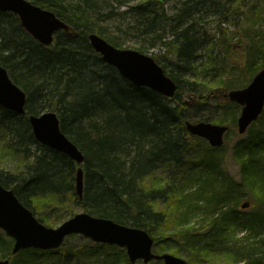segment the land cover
Masks as SVG:
<instances>
[{"label":"trees","instance_id":"obj_1","mask_svg":"<svg viewBox=\"0 0 264 264\" xmlns=\"http://www.w3.org/2000/svg\"><path fill=\"white\" fill-rule=\"evenodd\" d=\"M28 1L53 12L72 32H58L53 45L43 47L16 16L0 12V64L27 95L24 115L0 108V135L11 137L3 150L18 160L20 171L16 176L0 172V184L43 223L63 221L78 208L148 232L156 254L178 255L183 247L189 264H264V111L251 126L256 130L231 147L237 178L217 153L225 143L212 148L184 127L190 120L235 130L239 106L212 91L244 87L264 69V50L256 65L255 45L244 42L242 30L223 24L241 13L264 19V5L249 0ZM212 17L219 21L210 33L205 25ZM91 33L117 49L144 54L163 45L167 53L154 59L159 64L166 58L162 68L177 86L175 96L164 98L120 77L89 45ZM46 111L57 114L62 133L84 156L82 199L75 194L79 166L33 138L28 116ZM31 145L40 152L33 154ZM242 201H253L247 214L238 209ZM240 227L259 244L230 249ZM11 246L0 231V255L11 264H65L68 254L63 246L12 256ZM100 249L106 253L103 264H130L122 249L119 257H111L113 246L82 250L95 255Z\"/></svg>","mask_w":264,"mask_h":264},{"label":"water","instance_id":"obj_2","mask_svg":"<svg viewBox=\"0 0 264 264\" xmlns=\"http://www.w3.org/2000/svg\"><path fill=\"white\" fill-rule=\"evenodd\" d=\"M0 12H10L18 16L21 26L40 44L49 46L54 33L68 27L55 15L42 10L26 0H0ZM92 49L100 55L102 61L117 70L119 75L136 87L147 88L164 97H173L177 86L165 75L155 60L136 50H119L111 46L96 34L88 35ZM219 97L241 107L237 119V133L243 135L259 118L264 110V70L258 72L250 84L243 89L218 90ZM26 96L9 79L7 72L0 66V106L17 114L24 113ZM34 138L51 150L64 154L76 164L84 162L79 149L61 132L59 120L54 113H45L39 117H29ZM186 131L192 136L206 140L211 147L223 145L227 126L206 122H185ZM75 191L79 199L83 195V172L78 168L75 178ZM250 203L240 204L242 210ZM0 230L13 240L12 254L35 249L41 251L57 250L71 235H80L94 243L116 246L123 249L131 264L161 261L162 264H188L185 260L171 254L157 255L153 252V239L142 229L118 224L110 219L79 213L62 222L56 228L41 224L14 195L0 185ZM0 264H9L8 260Z\"/></svg>","mask_w":264,"mask_h":264},{"label":"rangeland","instance_id":"obj_3","mask_svg":"<svg viewBox=\"0 0 264 264\" xmlns=\"http://www.w3.org/2000/svg\"><path fill=\"white\" fill-rule=\"evenodd\" d=\"M136 1H139V0H136ZM249 1L256 3V4H259V6H261V7H263V5H264V0H249ZM130 4H133V2H131ZM171 6H172V4L169 5V8ZM122 10H123V8L121 9V11ZM218 21H219L218 17H212V18L206 20L205 26L210 28V33H213V29L217 26ZM223 25H224V27L228 28L230 31L241 32V30H242V36L245 34L244 35V42L245 43L248 42V43H250V45H255V51L257 52V55H258V58L256 59L257 60L256 65H257V63H259L261 61L260 54L264 50V33H263L264 19H263V15H259L256 19H254L253 17H252V19H249L247 14L243 15L241 13V14L234 15L233 18H229V20L227 22H225ZM245 37H246V39H245ZM166 53H167V51L165 50V47L161 44H158L154 48H150L147 50V54L150 56H153V57L158 56L159 54L164 55ZM163 59L165 60L166 58H163ZM163 59H161L159 61V64L161 66H165V64L163 63ZM259 70L260 69H257L252 74L251 78ZM228 71H229L228 68L225 67L222 70V73L227 75ZM249 82L250 81H248L246 83V85H248ZM238 115H239V113H238ZM256 128L257 127H251L244 135H238L236 128L234 131L228 132L227 137L225 139L226 148L217 152L220 158L225 159L229 173L232 174L236 178L238 177L239 167L234 162V160L232 159L231 147L239 139L245 138L252 130L255 131ZM10 138L11 137H8V135H4V134L0 135V172L8 173V174H11L13 176H16L20 172V171L19 172L16 171L18 168V160L16 158L10 157L7 154V152H5L3 150L4 143H6L7 140H10ZM39 146H41V145H39ZM40 150L41 149L37 145H31V152L33 154H38L40 152ZM29 162H32V160H30ZM195 187H196L195 183L188 186V188L190 190H194ZM251 202L253 203V201H251ZM238 209H239V206H238ZM249 210H246V212L243 211L242 213L247 214L249 212ZM77 212H79L78 208L74 210V213H77ZM195 220L196 219H192V222H195ZM59 223L60 222L50 223V224L43 223V224L47 227L55 228L56 226H58ZM250 235H251V238L247 239L248 236H250ZM252 235H253V233L250 234V231L247 228L240 227L237 230L236 235L233 238V240H235L236 243L235 244H229V248L239 251V248L241 246H247L248 244H251V245L253 244L252 246H255V244H259L258 243L259 238L252 237ZM95 245H97V244L92 243L88 239H85V238L80 237V236H76L72 239H69L64 245L65 251L68 252L66 258L64 259L65 264H103V262H102L103 256L106 254L105 251H103V249H100L99 253H97L95 255H90V254H88L87 251L82 250L83 248L93 249V247ZM113 248L114 249L111 251L112 252L111 257H114V258L119 257V250H121V249H119L117 247H113ZM256 251H258V250H256ZM174 255L187 261L186 257L188 254H187V251H185V249L183 247L181 248V252L178 255H176V254H174ZM0 259H2L1 255H0ZM10 264H11V261H10Z\"/></svg>","mask_w":264,"mask_h":264},{"label":"bare ground","instance_id":"obj_4","mask_svg":"<svg viewBox=\"0 0 264 264\" xmlns=\"http://www.w3.org/2000/svg\"><path fill=\"white\" fill-rule=\"evenodd\" d=\"M135 3V2H134ZM32 4V3H31ZM32 5H34V4H32ZM34 6H36V5H34ZM37 8H40L39 6H36ZM40 9H42V8H40ZM42 10H44V9H42ZM19 21V20H18ZM19 24H20V22H19ZM20 26H21V24H20ZM58 32H60V31H58ZM23 41H21V40H19V41H15V43H17V45L19 44V43H22ZM9 46H11L10 44H9ZM12 47V46H11ZM12 53V52H11ZM17 58V57H16Z\"/></svg>","mask_w":264,"mask_h":264}]
</instances>
